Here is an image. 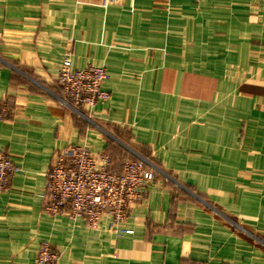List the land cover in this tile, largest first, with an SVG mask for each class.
I'll return each instance as SVG.
<instances>
[{"label": "crops", "instance_id": "0c3cea01", "mask_svg": "<svg viewBox=\"0 0 264 264\" xmlns=\"http://www.w3.org/2000/svg\"><path fill=\"white\" fill-rule=\"evenodd\" d=\"M104 66L110 99L67 109L57 75ZM0 264H264V0H0ZM69 144L158 167L119 225L45 212ZM183 186V187H182Z\"/></svg>", "mask_w": 264, "mask_h": 264}, {"label": "built area", "instance_id": "2783aa9c", "mask_svg": "<svg viewBox=\"0 0 264 264\" xmlns=\"http://www.w3.org/2000/svg\"><path fill=\"white\" fill-rule=\"evenodd\" d=\"M109 76L104 66L90 64L75 69L67 58L57 75L61 93L56 97L71 112L91 119L94 106L110 99L109 92L103 89ZM8 113L7 102L0 96V121L5 120ZM153 166L146 159L136 158L126 161L122 169L117 170L108 152L69 144L58 152L47 171L45 212L83 219L92 228L108 214L120 225L155 179L158 169ZM19 171L0 149V193L7 189L11 176ZM57 260L58 252L50 242L44 241L30 264H57Z\"/></svg>", "mask_w": 264, "mask_h": 264}, {"label": "rangeland", "instance_id": "374dc122", "mask_svg": "<svg viewBox=\"0 0 264 264\" xmlns=\"http://www.w3.org/2000/svg\"><path fill=\"white\" fill-rule=\"evenodd\" d=\"M140 158H142V157H140ZM143 159H145V158H143ZM147 160V159H146ZM148 161V160H147ZM149 162V161H148ZM152 165V164H151ZM153 167H156L157 169H158V167L157 166H153ZM158 172V171H157ZM157 174V173H156ZM183 187V186H182ZM146 190H147V188H146Z\"/></svg>", "mask_w": 264, "mask_h": 264}, {"label": "trees", "instance_id": "16d2710c", "mask_svg": "<svg viewBox=\"0 0 264 264\" xmlns=\"http://www.w3.org/2000/svg\"><path fill=\"white\" fill-rule=\"evenodd\" d=\"M60 90H61V88H60Z\"/></svg>", "mask_w": 264, "mask_h": 264}]
</instances>
